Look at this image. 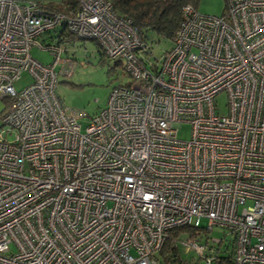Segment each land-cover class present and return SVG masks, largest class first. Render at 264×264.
Returning <instances> with one entry per match:
<instances>
[{
  "label": "built area",
  "instance_id": "obj_1",
  "mask_svg": "<svg viewBox=\"0 0 264 264\" xmlns=\"http://www.w3.org/2000/svg\"><path fill=\"white\" fill-rule=\"evenodd\" d=\"M76 4L0 0V264H147L201 217L232 234V264H264V0H225L219 16L183 5L159 56L109 1ZM74 38L130 77L83 130L54 91Z\"/></svg>",
  "mask_w": 264,
  "mask_h": 264
},
{
  "label": "rangeland",
  "instance_id": "obj_2",
  "mask_svg": "<svg viewBox=\"0 0 264 264\" xmlns=\"http://www.w3.org/2000/svg\"><path fill=\"white\" fill-rule=\"evenodd\" d=\"M23 2H42L55 4L58 0H19ZM196 9L198 12L209 15L219 16L225 9V0H197ZM74 47L69 49L73 54L74 64L69 69L68 75L59 74L56 87L54 89L59 98V102L71 114L77 117L81 130L84 129L89 119L99 112L106 105V99L112 87L130 81V77L123 70L121 59L106 57L97 52L96 43L93 40L74 38ZM170 47V43L161 40L153 43L151 50L154 56H159L162 50ZM73 50V51H72ZM49 50L34 45L30 49V55L40 63H50L53 55ZM66 53V52H65ZM120 60L119 63H115ZM121 63V64H120ZM59 68V66H57ZM29 76L22 72L20 78L14 82V88L19 90L29 82ZM4 102L0 98V116L4 110ZM216 112L225 114L227 112V96L224 92L215 95ZM6 128L2 126L0 117V131ZM190 124L184 122L177 129V135L181 139H188L190 136ZM8 138L10 136L8 135ZM201 237H193L194 242L204 245L203 253L200 255L193 248L186 249L181 242L178 244V256L182 264H206V256L212 255L227 256L233 245V236L226 230L227 228L213 225L208 229V220L204 217L199 218ZM208 229V230H207ZM181 240L189 238L190 234L185 232L180 236ZM157 258L154 262L147 264H163L156 253ZM210 264H216L212 260Z\"/></svg>",
  "mask_w": 264,
  "mask_h": 264
},
{
  "label": "trees",
  "instance_id": "obj_3",
  "mask_svg": "<svg viewBox=\"0 0 264 264\" xmlns=\"http://www.w3.org/2000/svg\"><path fill=\"white\" fill-rule=\"evenodd\" d=\"M111 4L117 15L130 19L132 26L145 42L153 43L161 40L171 42L172 36L181 22V9L185 4H191L196 8L197 0H107ZM77 0H58L54 6L56 10L68 12L77 7ZM100 50L97 48V52ZM102 54V52H99ZM120 60L115 63H119ZM121 64V63H120ZM124 70V69H123ZM125 72V71H124ZM4 102V109L8 103V98H1ZM4 111V110H3ZM199 227L190 224L176 226L171 229L168 239L164 241L159 251L158 257L163 264H182L178 256V244L180 236L185 232L190 234V238L201 237ZM210 229V228H209ZM208 230V229H207ZM194 240V239H193ZM232 250L227 256L214 258L216 264H232ZM155 253V254H156ZM155 256V255H154ZM157 260V258H156Z\"/></svg>",
  "mask_w": 264,
  "mask_h": 264
}]
</instances>
